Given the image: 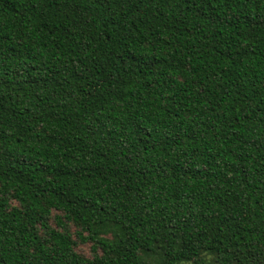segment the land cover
I'll return each mask as SVG.
<instances>
[{
	"label": "trees",
	"instance_id": "1",
	"mask_svg": "<svg viewBox=\"0 0 264 264\" xmlns=\"http://www.w3.org/2000/svg\"><path fill=\"white\" fill-rule=\"evenodd\" d=\"M0 264H264V0H0Z\"/></svg>",
	"mask_w": 264,
	"mask_h": 264
},
{
	"label": "rangeland",
	"instance_id": "2",
	"mask_svg": "<svg viewBox=\"0 0 264 264\" xmlns=\"http://www.w3.org/2000/svg\"><path fill=\"white\" fill-rule=\"evenodd\" d=\"M82 251H84L86 254H89L90 253V246L89 245H83L81 247Z\"/></svg>",
	"mask_w": 264,
	"mask_h": 264
}]
</instances>
